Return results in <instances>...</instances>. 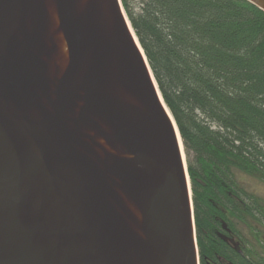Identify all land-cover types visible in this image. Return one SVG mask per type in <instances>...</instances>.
<instances>
[{
    "label": "water",
    "instance_id": "water-1",
    "mask_svg": "<svg viewBox=\"0 0 264 264\" xmlns=\"http://www.w3.org/2000/svg\"><path fill=\"white\" fill-rule=\"evenodd\" d=\"M132 32L120 0H0V264H200L182 140Z\"/></svg>",
    "mask_w": 264,
    "mask_h": 264
},
{
    "label": "trees",
    "instance_id": "trees-1",
    "mask_svg": "<svg viewBox=\"0 0 264 264\" xmlns=\"http://www.w3.org/2000/svg\"><path fill=\"white\" fill-rule=\"evenodd\" d=\"M182 140L200 264H261L264 12L246 0H120ZM248 251L254 250L247 247Z\"/></svg>",
    "mask_w": 264,
    "mask_h": 264
},
{
    "label": "flooded vegetation",
    "instance_id": "flooded-vegetation-1",
    "mask_svg": "<svg viewBox=\"0 0 264 264\" xmlns=\"http://www.w3.org/2000/svg\"><path fill=\"white\" fill-rule=\"evenodd\" d=\"M241 254L246 260L249 258V252L255 253L261 264H264V230L262 233V238L259 241L246 240L241 243ZM247 247H252L254 250L248 251Z\"/></svg>",
    "mask_w": 264,
    "mask_h": 264
},
{
    "label": "rangeland",
    "instance_id": "rangeland-1",
    "mask_svg": "<svg viewBox=\"0 0 264 264\" xmlns=\"http://www.w3.org/2000/svg\"><path fill=\"white\" fill-rule=\"evenodd\" d=\"M245 182L264 200V183L263 182H260L257 180H251L250 182L248 181V179Z\"/></svg>",
    "mask_w": 264,
    "mask_h": 264
},
{
    "label": "bare ground",
    "instance_id": "bare-ground-1",
    "mask_svg": "<svg viewBox=\"0 0 264 264\" xmlns=\"http://www.w3.org/2000/svg\"><path fill=\"white\" fill-rule=\"evenodd\" d=\"M132 31V30H131ZM133 33V36L135 37V40H136V36H135V34H134V32H132ZM168 111V110H167ZM183 149V147L181 146V150Z\"/></svg>",
    "mask_w": 264,
    "mask_h": 264
}]
</instances>
